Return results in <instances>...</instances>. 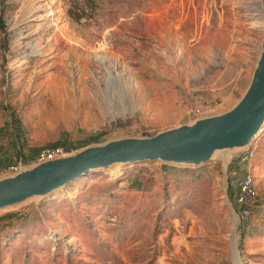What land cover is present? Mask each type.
I'll use <instances>...</instances> for the list:
<instances>
[{
  "label": "rangeland",
  "instance_id": "374dc122",
  "mask_svg": "<svg viewBox=\"0 0 264 264\" xmlns=\"http://www.w3.org/2000/svg\"><path fill=\"white\" fill-rule=\"evenodd\" d=\"M93 2L75 20L69 0H0V178L11 116L25 152L73 153L226 112L248 87L260 0ZM249 148L112 164L1 208L0 264H264V122ZM247 170L257 195L242 217L229 191Z\"/></svg>",
  "mask_w": 264,
  "mask_h": 264
},
{
  "label": "water",
  "instance_id": "95a60500",
  "mask_svg": "<svg viewBox=\"0 0 264 264\" xmlns=\"http://www.w3.org/2000/svg\"><path fill=\"white\" fill-rule=\"evenodd\" d=\"M260 2L264 21V0ZM263 122L264 28L249 85L232 108L153 136L126 137L88 145L77 152L25 165L15 172H5L0 178V209L48 194L89 171L112 164L161 160L199 165L210 160L216 151L232 147L247 149Z\"/></svg>",
  "mask_w": 264,
  "mask_h": 264
},
{
  "label": "trees",
  "instance_id": "16d2710c",
  "mask_svg": "<svg viewBox=\"0 0 264 264\" xmlns=\"http://www.w3.org/2000/svg\"><path fill=\"white\" fill-rule=\"evenodd\" d=\"M93 3H94L93 0H69V7L67 9V12L71 18L75 20H79L83 18L84 16L88 15V9H90L91 4ZM11 122H12V126L14 127L13 135L10 139V142L12 143L11 145L13 147V152H12V156L8 157L7 161L11 162L12 160L11 163H13L15 161L21 160L23 163H32L39 149L36 147H28V152H25L26 146L23 142H21V136L23 135L21 122L19 119L15 118L14 116H11ZM5 126H6V122L0 127V136L3 135ZM101 135H102V131H99L93 135H89L87 137L89 141L86 142L85 145L93 142V140H97ZM55 146H62V145H58V143L56 142L52 144V147H55ZM64 148L67 150L69 149L67 147H64ZM235 194L236 192H234V190L231 188L229 191L230 198L235 200ZM237 209H238V205H237ZM13 215H14L13 212H8L4 214V216H1V217L10 218ZM240 227H244L241 222H240ZM242 236L243 234L241 231V237L238 243L239 249H242V245H243Z\"/></svg>",
  "mask_w": 264,
  "mask_h": 264
},
{
  "label": "built area",
  "instance_id": "2783aa9c",
  "mask_svg": "<svg viewBox=\"0 0 264 264\" xmlns=\"http://www.w3.org/2000/svg\"><path fill=\"white\" fill-rule=\"evenodd\" d=\"M260 10L261 9L258 7L257 12L254 13L256 20H260L259 18L261 15ZM65 153H69V152L62 146L42 148L36 153L32 163L34 164L36 162L53 159ZM246 154L248 157H251L253 154L252 149L248 147L246 149ZM22 166H25V163H23L21 160L15 161L10 165H8L3 170V173L18 171ZM256 195L257 194L254 187V176L252 175L250 170H247L242 176V179L239 183L235 195V202L238 205L237 210L242 217H249L252 214L253 204L255 202Z\"/></svg>",
  "mask_w": 264,
  "mask_h": 264
},
{
  "label": "bare ground",
  "instance_id": "6f19581e",
  "mask_svg": "<svg viewBox=\"0 0 264 264\" xmlns=\"http://www.w3.org/2000/svg\"><path fill=\"white\" fill-rule=\"evenodd\" d=\"M261 3V2H260ZM260 9H261V5L259 4V6H258ZM260 13H261V10H260ZM260 20H256V21H254V22H252V23H259V25L261 26V28H262V30H263V28H264V21H263V19H262V16L260 15ZM222 156H224V155H221V157ZM226 168V167H225ZM235 263L236 264H242V262H241V260H240V258L238 257V255L236 254V256H235Z\"/></svg>",
  "mask_w": 264,
  "mask_h": 264
}]
</instances>
